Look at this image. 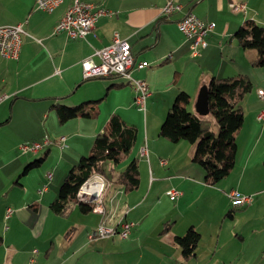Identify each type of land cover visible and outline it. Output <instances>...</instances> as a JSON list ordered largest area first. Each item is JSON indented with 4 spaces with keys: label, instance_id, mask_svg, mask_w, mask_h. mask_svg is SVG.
Returning <instances> with one entry per match:
<instances>
[{
    "label": "crops",
    "instance_id": "0c3cea01",
    "mask_svg": "<svg viewBox=\"0 0 264 264\" xmlns=\"http://www.w3.org/2000/svg\"><path fill=\"white\" fill-rule=\"evenodd\" d=\"M87 1L109 14L102 15L86 37L76 38L64 30L54 32L72 0H64L52 12L38 9L35 0H0V24L23 23L27 32L18 58H6L0 52V95H7L0 100V264H218L213 254L205 255L203 242L208 237L218 246L223 216L231 208L229 216L234 221L240 218L228 234L236 249L226 253L237 259L225 264H264V122L257 118L264 108L259 94L264 89V67L250 63L256 50L244 49L234 36L247 19L264 25V0ZM168 1L181 8L165 15L162 8ZM234 5L245 9L235 10ZM188 12L215 23L206 36L207 45L198 53L191 37L179 27ZM115 34L129 41L137 61L148 62L133 75L148 82L151 93L146 110L153 106L158 115L153 113L141 125L139 120L131 123L139 130L138 189L125 192L99 174L88 179L106 184L103 204L112 214L108 222L115 224L124 217L135 221V227L127 238L116 234L91 239L88 234L99 224L100 211L84 213L75 206L70 215L61 216L50 204L58 198L69 169L90 152L105 122L119 114L130 123L129 118L142 111L134 103V87L124 78L84 77L82 60L110 44ZM94 59L99 60L96 55ZM242 62L256 70L247 72L253 88L242 102L244 122L237 135L236 162L229 173L233 178L229 181L227 175L209 184L203 167L192 159L194 144L169 140L160 135V126L180 91L190 94L189 107L197 113L202 86L225 74L226 68L238 70ZM82 103L84 109L98 107L99 114L60 122L57 104ZM45 135L56 142L37 152H21L22 143L42 140ZM61 135L66 136L63 147L58 141ZM142 147L147 154L141 152ZM39 154L44 158L35 167L50 163L52 176L33 178L32 183L29 174L34 167L25 168ZM45 183L47 190L41 193ZM172 188L180 191L175 199L168 194ZM234 190L251 195V202L234 206L229 194ZM219 200L215 215L213 208ZM242 208L246 210L235 213ZM190 227L201 233V239L196 253L185 258L175 237Z\"/></svg>",
    "mask_w": 264,
    "mask_h": 264
},
{
    "label": "trees",
    "instance_id": "16d2710c",
    "mask_svg": "<svg viewBox=\"0 0 264 264\" xmlns=\"http://www.w3.org/2000/svg\"><path fill=\"white\" fill-rule=\"evenodd\" d=\"M234 36L244 49L256 50V56L250 63L253 66L264 67V25L247 19L236 30ZM252 88V79L245 73L212 77L208 82L210 107L208 114L200 115L189 108L191 96L186 91H180L168 109L160 126V135L173 142L184 139L194 144L192 159L205 170L206 183H218L229 175L235 165L237 135L244 122L242 102ZM56 113L60 122H65L78 115L97 116L99 109L94 105L84 109V103L74 106L57 104ZM213 124L217 125L216 130ZM138 137L139 130L135 124L128 123L119 114L112 115L97 133L89 154L82 155L65 175L58 198L50 204L53 212L68 216L75 206L84 213L92 211L94 203L80 200L78 192L95 174L103 176L106 183L112 182L122 186L125 192L138 189L140 186L139 156L136 154ZM43 158L33 160L25 171L32 166H39ZM122 163L126 165L120 169ZM233 210L234 208H231L228 214L231 215ZM200 239L201 233L194 227H190L184 235L175 237L185 258L196 253Z\"/></svg>",
    "mask_w": 264,
    "mask_h": 264
},
{
    "label": "built area",
    "instance_id": "2783aa9c",
    "mask_svg": "<svg viewBox=\"0 0 264 264\" xmlns=\"http://www.w3.org/2000/svg\"><path fill=\"white\" fill-rule=\"evenodd\" d=\"M64 0H35L38 9L52 12ZM235 10H244L243 5H234ZM181 8L179 4L168 1L162 8L165 15L170 14L174 10ZM109 14L104 8L95 7V5L87 0H72L66 12L55 27V33L62 30L67 31L72 37L84 38L91 32L97 21L102 15ZM215 23L205 21L192 12L186 13L179 21L180 29L192 39V48L195 53H198L200 47L207 45L206 36L213 30ZM27 33L23 23L17 24H0V52L6 58H18L20 54L22 36ZM94 55L98 56L99 60L94 59ZM146 61H137L131 50V44L125 38H121L118 34L114 35L112 42L101 48H97L94 53L82 60L83 74L85 78L89 77H108L118 75L122 78H127V83L132 85L135 90V105L142 111H146V101L150 95L148 82L143 78H137L133 75L135 69H140L148 66ZM259 94L264 98V89H259ZM6 94L0 95V100L6 97ZM257 118L264 122V108L260 110ZM66 136L61 135L58 138L61 146L65 144ZM56 142L55 139L45 135L42 140H33L24 142L20 145V150L23 154L28 152H37L40 148ZM141 152L147 154L146 148L142 147ZM164 163V161H162ZM49 178L52 176L49 173ZM101 178V177H100ZM102 180V178H101ZM106 184L102 180L99 183L88 180L78 192L80 200H84V195L94 196V209L102 213V218L99 224L93 228L88 236L89 238H107L118 234L122 238H127L136 222L122 217L115 224L108 222L112 218V214L106 212L103 204V190ZM47 190V185H43L39 189L41 193ZM168 194L172 199L179 196L180 191L172 188L168 190ZM232 198V203L236 207H242L251 202V195H244L236 190L229 193ZM11 208H8L7 215H10Z\"/></svg>",
    "mask_w": 264,
    "mask_h": 264
},
{
    "label": "rangeland",
    "instance_id": "374dc122",
    "mask_svg": "<svg viewBox=\"0 0 264 264\" xmlns=\"http://www.w3.org/2000/svg\"><path fill=\"white\" fill-rule=\"evenodd\" d=\"M248 52V51H247ZM249 53H247L246 54V60L248 59V55ZM229 66H230V63L228 64ZM214 67H216L215 66V64H214ZM238 70H236V71H233V70H230L229 68H226V72H224L225 74H221V76L220 77H225V76H232V75H234V74H238V73H246L247 74V72L248 71H251V70H256V68L255 67H253V66H249L247 63H240V65H238V68H237ZM254 72V71H253ZM256 72V71H255ZM253 81V80H252ZM153 108V106L151 107L150 105H148V110H146V112L145 111H139L138 113H136V114H138V115H133V116H131L129 119H131V120H129L130 121V123H137V120H139L140 121V125H141V123L142 124H144V122L145 121H147V120H151V118H152V114L153 113H156L157 115H158V113L155 111V110H153L152 109ZM190 108V107H189ZM137 109V108H136ZM166 108L164 107V110H165ZM191 109V108H190ZM192 110V109H191ZM166 117V116H165ZM213 128L216 130L217 129V125H214L213 124ZM54 144V143H53ZM52 145V144H51ZM50 145V146H51ZM42 149V148H41ZM89 154V152H87V153H85V155H88ZM35 155V154H34ZM33 155V156H34ZM41 156V154H39L38 156H36L34 159H38L39 157ZM56 160L57 159H55L54 160V166L56 165ZM126 164H124V163H122V164H120V166H119V168L120 169H123L124 168V166H125ZM33 171L29 174V179L31 180V182L33 183V178H35L34 180L35 181H37V178H39L40 176L42 177H44L45 176V174H46V176L48 177V179H49V172H51L52 171V169H51V164L50 163H45L44 165H43V167L40 169V168H38V167H34L33 169H32ZM39 172H40V175H39ZM24 176H26V174L24 175ZM42 177V178H43ZM46 177V178H47ZM65 177V176H64ZM227 178H229V179H227ZM226 179L227 180H232V178H233V176H232V174L231 175H229L228 177H227ZM225 179V180H226ZM63 181H64V178H63ZM62 181V182H63ZM46 184V183H45ZM45 184H42L41 185V187L40 188H42L43 187V185H45ZM62 184V183H61ZM53 186V185H52ZM84 186V185H83ZM82 186V187H83ZM81 187V188H82ZM80 188V189H81ZM52 189H53V187H52ZM80 189H79V191H80ZM29 190H30V192H33V185H29ZM58 194H59V190H58ZM219 206H220V200L218 201V203L214 206V208H213V210H214V214L216 213L217 214V210H218V208H219ZM230 208V206L228 207V209ZM228 209H227V211H228ZM246 209L245 208H242V209H240V210H237V211H235V213H242V212H244ZM215 214V215H216ZM243 214H246L245 216H247V215H249L250 213L248 212V213H243ZM253 214V213H252ZM240 217H237V219L235 220V221H237L238 219H239ZM223 219H224V223H223V227H222V231H221V240H220V242L218 243V246H217V244H216V241H215V239L212 241V240H210L208 237L204 240V242H203V248H204V253H205V255L207 254V255H210V253L211 254H213L214 255V260H216V262L219 264H225V263H229V262H234V261H236V257L237 256H235V255H233V254H229V253H226L227 251H229V252H231V251H234L235 249H236V245H235V243L234 242H229V238H228V234H229V232H231V230H233L234 229V227H235V221L231 218V216H229V215H227V212H226V214L223 216ZM219 226V225H218ZM219 228V227H218ZM215 245H216V250L217 251H215ZM223 246V249H225V250H222L221 248H222V246ZM221 246V247H220ZM225 247V248H224ZM221 261H222V263H221Z\"/></svg>",
    "mask_w": 264,
    "mask_h": 264
},
{
    "label": "water",
    "instance_id": "95a60500",
    "mask_svg": "<svg viewBox=\"0 0 264 264\" xmlns=\"http://www.w3.org/2000/svg\"><path fill=\"white\" fill-rule=\"evenodd\" d=\"M195 108L198 114L200 115H206L210 112V107H209V94H208V86L203 85L197 100L195 104Z\"/></svg>",
    "mask_w": 264,
    "mask_h": 264
},
{
    "label": "bare ground",
    "instance_id": "6f19581e",
    "mask_svg": "<svg viewBox=\"0 0 264 264\" xmlns=\"http://www.w3.org/2000/svg\"><path fill=\"white\" fill-rule=\"evenodd\" d=\"M124 79L127 81V78H124ZM84 200L85 201H88V202H93L94 203V196H92V195H84Z\"/></svg>",
    "mask_w": 264,
    "mask_h": 264
}]
</instances>
